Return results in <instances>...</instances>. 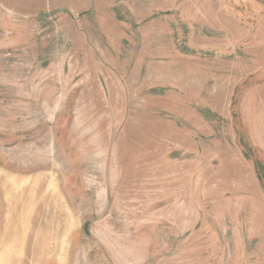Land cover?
<instances>
[{
	"label": "rangeland",
	"instance_id": "obj_1",
	"mask_svg": "<svg viewBox=\"0 0 264 264\" xmlns=\"http://www.w3.org/2000/svg\"><path fill=\"white\" fill-rule=\"evenodd\" d=\"M0 264H264V0H0Z\"/></svg>",
	"mask_w": 264,
	"mask_h": 264
}]
</instances>
